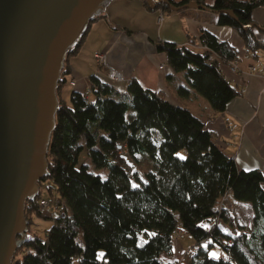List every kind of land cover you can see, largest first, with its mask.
I'll return each instance as SVG.
<instances>
[{"label":"trees","instance_id":"obj_1","mask_svg":"<svg viewBox=\"0 0 264 264\" xmlns=\"http://www.w3.org/2000/svg\"><path fill=\"white\" fill-rule=\"evenodd\" d=\"M189 1L147 4L170 13ZM196 1L217 11L218 24L236 29L248 51L257 54L264 48L255 31L263 27L252 19L253 8L264 0ZM200 38L207 44L203 51L170 40H157L156 49L166 53L173 68L167 77L181 74L179 95L194 90L222 113L242 92L226 78L220 59L234 61L239 51L209 31ZM68 60L57 89L50 173L38 182L35 200L26 202L31 237L19 246L12 264H180L173 258L175 229L194 237L188 264H264V171L239 167L204 120L136 77L122 91L92 74L91 93L73 90L68 103L61 95L69 81ZM129 107L133 112L128 115ZM83 152L96 167H107V176L91 171L81 160ZM143 155L153 166L142 176L132 174L126 159L140 163ZM228 190L251 204L250 224H239L235 213L220 207ZM46 195L50 203L56 197L57 215L40 210L39 200ZM33 215L49 217L51 224L37 233ZM223 223L236 225V232L225 231ZM213 247L223 254L211 256Z\"/></svg>","mask_w":264,"mask_h":264},{"label":"water","instance_id":"obj_2","mask_svg":"<svg viewBox=\"0 0 264 264\" xmlns=\"http://www.w3.org/2000/svg\"><path fill=\"white\" fill-rule=\"evenodd\" d=\"M112 1L0 0V264H12L31 237L26 202L50 173L66 59ZM186 7L205 6L196 0L174 6Z\"/></svg>","mask_w":264,"mask_h":264},{"label":"crops","instance_id":"obj_3","mask_svg":"<svg viewBox=\"0 0 264 264\" xmlns=\"http://www.w3.org/2000/svg\"><path fill=\"white\" fill-rule=\"evenodd\" d=\"M204 1L209 5L215 2ZM161 12V8L148 6L147 0H113L106 14L95 19L77 50L69 55L68 78L75 79L76 85H70L68 81L62 88V98L70 103L71 92L87 89L92 74L122 91L128 80L136 77L144 87L162 91L169 101L187 106L204 120L206 127L214 131L216 142L235 158L239 167L262 168L264 48L257 54L248 51L238 31L229 25L218 24V13L210 7L175 9L166 15L163 13L164 19L158 21ZM252 19L263 27L255 31L264 43V4L253 8ZM203 31L228 41L239 51L236 70L232 69V61L220 59L224 75L242 92L222 113L215 112L210 102L194 90L188 95H179L176 86L183 78L180 73L173 79L167 77L174 73L173 68L168 64L166 53L156 49L157 40H170L190 47L199 42ZM98 50L106 55L104 65L99 64L94 55ZM108 66L118 70L121 79L110 80ZM90 97L93 98V94Z\"/></svg>","mask_w":264,"mask_h":264},{"label":"rangeland","instance_id":"obj_4","mask_svg":"<svg viewBox=\"0 0 264 264\" xmlns=\"http://www.w3.org/2000/svg\"><path fill=\"white\" fill-rule=\"evenodd\" d=\"M167 13H165L166 15ZM95 20H92L91 24H93ZM94 97V95H93ZM133 112V109L129 107L127 113L128 115ZM81 160L86 161L89 164V169L93 172H98L104 177L108 174V168L107 167H96L90 158L86 155L85 152L81 155ZM126 167L129 169V171L134 174L135 172H138L140 176H142V172L146 169H149L153 166L152 162L147 158V156L143 155L140 158V163H133L131 160L126 159L125 161ZM43 193L46 194L45 191ZM47 198V195H46ZM56 197L52 200V203L50 204V207L48 208L46 213L48 216H54L57 215L60 211V207L55 204ZM236 219L237 222L241 225H247L251 223V217L253 215L252 208L250 206H247L245 203H240L238 206H236ZM33 230L37 233H42L46 227H48L51 224V219L49 217H41L39 215H33ZM222 228L230 233H235L237 230V226L230 224V223H223ZM194 237L185 231H182L178 237V241L174 244V252L175 256H173L174 259H177L179 252H180V246L183 247V249L189 248L194 243ZM223 254V251L218 247H213L210 250V255L214 257H219ZM166 259V257H165Z\"/></svg>","mask_w":264,"mask_h":264},{"label":"built area","instance_id":"obj_5","mask_svg":"<svg viewBox=\"0 0 264 264\" xmlns=\"http://www.w3.org/2000/svg\"><path fill=\"white\" fill-rule=\"evenodd\" d=\"M164 19V14H163V11L160 13V15L158 16V21H162ZM190 47L196 49V50H200V51H203L207 48V44L199 37V42L195 45H190ZM95 57L96 59L98 60V63L99 64H106V55L103 51H95ZM160 67H163V64L160 66ZM232 69L233 70H236L237 69V63L236 61H232ZM252 70L253 71H256V67L255 66H252ZM107 77L110 79V80H119L121 79V74L118 70L114 69L113 67L111 66H108V71H107ZM69 84L70 85H76V80L75 79H69ZM92 91V87H91V84L88 86L87 89L84 90L85 94H90ZM263 171H264V162H263V165H262V168H261ZM240 203H245L247 206H250L251 207V204L246 202V201H243V200H239L237 199L231 190H228L222 197H221V201H220V207L222 208H228L230 212L232 213H236L235 209H236V206H238V204ZM50 201L46 198V197H42L40 200H39V208L41 211L45 212L48 210V208L50 207ZM252 208V207H251ZM252 217H251V221H252ZM181 233V230L180 229H175L174 230V236H175V239H174V244L175 242L178 241V237ZM194 253V250L192 248L190 249H181L180 252H179V255L177 257L176 260L179 261L180 264H188L191 256L193 255Z\"/></svg>","mask_w":264,"mask_h":264}]
</instances>
